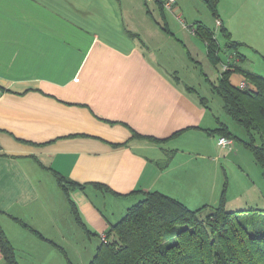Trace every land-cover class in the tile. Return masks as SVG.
<instances>
[{"label": "crops", "instance_id": "0c3cea01", "mask_svg": "<svg viewBox=\"0 0 264 264\" xmlns=\"http://www.w3.org/2000/svg\"><path fill=\"white\" fill-rule=\"evenodd\" d=\"M150 1L161 12L157 0H0V226L19 264H64L54 244L86 264L140 191L195 205V173H206L196 156L207 146L216 163L231 149L207 131L220 119L182 81L185 43L161 28ZM247 1L217 2L216 20L242 45L219 10ZM56 173L83 187L68 199ZM89 237L99 239L91 250Z\"/></svg>", "mask_w": 264, "mask_h": 264}, {"label": "trees", "instance_id": "16d2710c", "mask_svg": "<svg viewBox=\"0 0 264 264\" xmlns=\"http://www.w3.org/2000/svg\"><path fill=\"white\" fill-rule=\"evenodd\" d=\"M203 1L218 19V0ZM159 7L163 13L161 3ZM166 25L165 22L163 29L170 32ZM190 27L193 34L203 41L207 59L212 64L219 63L221 48L215 31L201 21ZM219 33L225 40V47L233 51L235 59L227 69L221 70L216 82L207 79L211 90L221 98L224 112L244 129L245 137L234 135L220 120L216 128L207 131L239 140L251 151L264 177V76L238 64L246 60V56L239 51L242 42L232 39L222 23L219 24ZM233 73L242 74L247 86L240 88L232 84L230 76ZM186 88L191 89L190 86ZM199 101L204 106L207 104L204 97L199 96ZM147 138L154 142L165 141ZM171 157L172 153L168 152L161 166L167 165ZM56 179L68 199L69 187H83V184L58 173ZM224 191L216 206L204 204L195 209L158 190L140 191L141 198L110 225L86 264H264V208L228 210ZM70 203L75 220L85 229L74 202L70 200ZM204 210L206 214L201 216ZM86 232L91 233L89 230ZM54 245L67 258L64 250ZM0 252L4 264H19L15 249L1 226ZM67 260L69 264H74Z\"/></svg>", "mask_w": 264, "mask_h": 264}, {"label": "rangeland", "instance_id": "374dc122", "mask_svg": "<svg viewBox=\"0 0 264 264\" xmlns=\"http://www.w3.org/2000/svg\"><path fill=\"white\" fill-rule=\"evenodd\" d=\"M153 2L150 1L151 5H154ZM177 5L179 9L176 10L175 15L171 11L164 9L165 19L155 5L153 12L161 28H163L162 26L165 22L169 23L170 27L175 29L176 36L184 41L183 50L186 52L188 47L193 55L192 59L186 58L183 51L182 81L190 83L195 87V91L200 97L206 98L210 116L218 117L234 135L245 137L244 129L237 125L222 109L221 98L211 90L208 81L209 79L212 82H216L223 63L228 60L230 62L234 61L233 51L225 47V40L219 33V25H216V18L210 13L203 0H177ZM219 13L221 18L227 22L233 35L241 37L245 42V45L239 47V51L246 56V60L238 64L246 70L264 76V0H248L243 10H219ZM177 14L180 18H177ZM196 21H201L215 31L221 48L219 63L212 64L206 58V49L203 41L191 34L190 26ZM190 40H194L195 47L191 46ZM211 137L216 141L219 134L215 133ZM232 140L230 151L220 153V159L216 163L209 158L210 149L207 146L203 149L205 152L208 150L205 159L196 156L195 167L204 169L206 173H195V205L189 204L188 207L195 209L204 204L216 206L220 201L222 190L225 189V207L228 210L264 208V177L262 169L256 163L249 149L239 140L235 138ZM197 146L199 145L195 143V149ZM205 214L206 210L201 212V216ZM95 242H99V239L89 237L86 244L82 240V245H86L88 250H91L90 248ZM77 247L80 248V245H76ZM59 251L61 250L59 249ZM70 251V257L66 254L67 258L70 261H76L75 258L78 257L77 250L70 249ZM92 255L88 256V260H85V263L93 257ZM62 257L64 264H69L64 254Z\"/></svg>", "mask_w": 264, "mask_h": 264}, {"label": "built area", "instance_id": "2783aa9c", "mask_svg": "<svg viewBox=\"0 0 264 264\" xmlns=\"http://www.w3.org/2000/svg\"><path fill=\"white\" fill-rule=\"evenodd\" d=\"M156 1V0H155ZM161 3L162 7L166 10L169 11H174L176 12V2L175 0H157ZM177 18H180V16L177 14ZM220 22L216 20V25H219ZM230 60H228L226 63H223L222 65V70L227 69L229 67ZM238 86L240 88H244L247 86L245 81L239 82ZM2 94V89L0 88V96ZM233 143V140L231 138H228L226 136H220L217 140V144L220 145L221 147H231ZM102 239H104V235L101 236Z\"/></svg>", "mask_w": 264, "mask_h": 264}]
</instances>
